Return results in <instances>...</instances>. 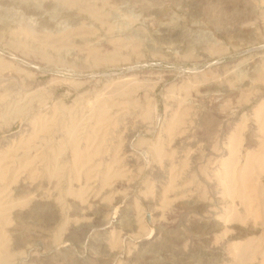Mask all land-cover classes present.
I'll return each instance as SVG.
<instances>
[{"label": "rangeland", "instance_id": "obj_1", "mask_svg": "<svg viewBox=\"0 0 264 264\" xmlns=\"http://www.w3.org/2000/svg\"><path fill=\"white\" fill-rule=\"evenodd\" d=\"M187 2L0 0L3 264H240L264 235V173L227 191L264 151V28Z\"/></svg>", "mask_w": 264, "mask_h": 264}, {"label": "bare ground", "instance_id": "obj_2", "mask_svg": "<svg viewBox=\"0 0 264 264\" xmlns=\"http://www.w3.org/2000/svg\"><path fill=\"white\" fill-rule=\"evenodd\" d=\"M187 4L188 7L192 10L199 8V9H208V8H212L213 6H218V5H222L223 10H225V14L223 17H221L220 19L216 20L217 22H221V23H234L237 24L239 26H242L244 28H264V0H187ZM259 2H262L261 4L258 5ZM82 6V5H81ZM152 6V5H151ZM143 7H145L144 9H146V12L148 11H154L155 9H152L148 3L143 5ZM222 8V7H221ZM148 10V11H147ZM212 10V9H211ZM195 11V10H194ZM220 12V11H219ZM151 13V12H150ZM149 13V14H150ZM213 21V20H211ZM115 89V88H114ZM103 104L102 106H99L98 111L96 112V116L99 119V122H103L107 117L105 115V110L103 109ZM93 107V106H92ZM264 124V123H263ZM176 127V126H174ZM74 128V127H73ZM68 130V129H67ZM76 130V129H75ZM69 132V131H68ZM76 132V131H75ZM262 132H264V125H262ZM74 133V132H73ZM72 135V134H71ZM73 136V135H72ZM179 136V135H178ZM75 137V135H74ZM74 137L72 139H74ZM173 146L174 149H179L182 148L183 146H187V144H190V146L192 148L195 149V147L197 148V145L195 146V142L194 145L193 143L189 142L188 139H183L182 137L179 136V138L173 139ZM189 142V143H188ZM198 142V141H197ZM252 144V143H251ZM77 146V145H76ZM78 148V147H77ZM190 149V148H189ZM199 149V148H198ZM185 150V149H184ZM192 149H190L188 156H186V158L188 160H192V162L195 163V160H197V156H199V151H193L191 152ZM237 150H235V147H232L231 149V158L229 160V163L227 164L229 167H234L237 163V159H236V152ZM126 152V151H125ZM185 152V151H184ZM213 153V152H212ZM214 155L216 156V154L214 153ZM221 156V155H220ZM31 158V156H29ZM177 157V156H176ZM181 157V156H180ZM185 157V156H184ZM258 157V156H257ZM183 158V156H182ZM29 159V158H28ZM179 159V158H178ZM250 159L248 158L246 165L244 166V168L242 169L243 171L240 174V178L241 181H243V185L241 189H236L237 186L236 185H232L229 183V185H227V191L230 193H237L238 195H240L243 198H248L251 199L252 195H250L249 193L251 191L256 192V187L253 185V183L255 181H257V178H260V174L264 173V151L263 153L260 155V157L256 158V160H254L255 162L253 164L250 163L249 161ZM35 162V161H34ZM82 164V163H81ZM193 164V163H192ZM232 169V168H231ZM236 170V169H235ZM233 172V170H232ZM234 173V172H233ZM232 173V174H233ZM237 173V172H236ZM229 175V174H228ZM233 176V175H232ZM249 180V185L245 184L246 180ZM237 180V179H236ZM25 181V180H23ZM231 182H233V177ZM20 183V182H19ZM18 183V184H19ZM31 183V182H30ZM169 183V182H168ZM22 184V183H21ZM29 184V183H28ZM36 184V183H35ZM27 185V184H26ZM24 186V185H23ZM260 186V185H259ZM26 187V186H25ZM30 187V186H29ZM28 187V188H29ZM36 188V187H35ZM32 189V188H31ZM251 191H250V190ZM26 190V188H25ZM29 190V189H28ZM249 190V191H248ZM30 192V191H29ZM262 192V191H261ZM229 193V195H231ZM264 193V192H263ZM262 193V194H263ZM235 197V196H234ZM85 198V197H84ZM88 198V197H87ZM92 198V197H91ZM92 200V199H91ZM116 200V199H115ZM191 201V200H190ZM243 201V200H242ZM117 202V201H116ZM85 203V202H84ZM89 203V202H88ZM93 203V202H92ZM96 203V202H95ZM118 203V202H117ZM185 203V202H184ZM115 204V203H114ZM191 205H193L194 207H200V202H196V201H191L190 203ZM245 204V203H244ZM89 206V205H88ZM92 206V204H91ZM53 207V206H52ZM246 207V206H245ZM90 208V207H89ZM88 208V211H89ZM104 208V207H103ZM248 208V207H246ZM250 208V207H249ZM54 211V210H53ZM253 211V210H252ZM249 213V212H247ZM251 213V211H250ZM249 213V214H250ZM86 214V213H85ZM253 214V213H252ZM263 214V213H262ZM89 216V215H88ZM92 216V215H90ZM89 216V218H90ZM252 216H255L252 215ZM99 217V216H98ZM261 217V216H260ZM256 217H254L255 219ZM241 219V218H240ZM101 220V218H100ZM97 222V220H95ZM94 222H92L93 225ZM102 223V222H101ZM104 223V222H103ZM102 223V224H103ZM96 224V223H95ZM94 224V225H95ZM81 225V224H80ZM136 225V224H135ZM102 226V225H101ZM116 227H121V221H116V225H114ZM225 226V225H224ZM103 227H106L105 225ZM113 227V226H112ZM133 227V226H132ZM223 226L221 224H219V222H212V223H208L204 226L205 230H208V233L210 231L214 232L218 229H221ZM108 229V228H107ZM135 229V228H134ZM106 230V229H105ZM117 232V230H116ZM127 232V231H125ZM129 232V230H128ZM257 230L251 228V229H246L242 232H240V236L238 235L236 238H241V236H245L247 237L248 235H253L256 234ZM242 236V237H243ZM234 237L229 238L228 241L234 240L236 239ZM159 239H157L156 235L151 236L148 241L151 244H157V241ZM227 243V242H226ZM239 244V243H238ZM232 247L231 252H232V257L236 258L240 264H247V262L249 261H255L258 260V262H254V264H264V235H261L258 238H251L248 239L246 241V243L242 244V245H236ZM225 251V250H224ZM5 247L2 249H0V264L6 263L9 260V256L5 254ZM211 252L216 255L218 257V259L222 262H229L230 258L227 256V254L225 252H223V250H218L216 249H212ZM261 256V257H260ZM233 258V259H234ZM213 260V259H212ZM216 260V259H215ZM214 260V261H215ZM219 262V261H218ZM234 263V262H233ZM217 264V263H214ZM251 264V263H250Z\"/></svg>", "mask_w": 264, "mask_h": 264}]
</instances>
